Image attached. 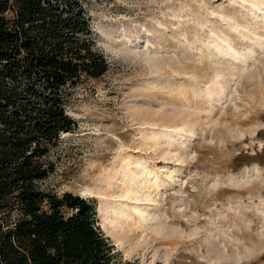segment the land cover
Wrapping results in <instances>:
<instances>
[{"label":"rangeland","instance_id":"1","mask_svg":"<svg viewBox=\"0 0 264 264\" xmlns=\"http://www.w3.org/2000/svg\"><path fill=\"white\" fill-rule=\"evenodd\" d=\"M83 3L110 67L69 87L76 125L41 186L95 199L120 264H264V0ZM119 202L142 219L112 226Z\"/></svg>","mask_w":264,"mask_h":264},{"label":"trees","instance_id":"2","mask_svg":"<svg viewBox=\"0 0 264 264\" xmlns=\"http://www.w3.org/2000/svg\"><path fill=\"white\" fill-rule=\"evenodd\" d=\"M83 0H0V264H120L95 199L40 182L76 120L71 85L110 67Z\"/></svg>","mask_w":264,"mask_h":264},{"label":"bare ground","instance_id":"3","mask_svg":"<svg viewBox=\"0 0 264 264\" xmlns=\"http://www.w3.org/2000/svg\"><path fill=\"white\" fill-rule=\"evenodd\" d=\"M128 164H129V162L126 159H123L121 167H120L119 170H113V169L107 170V169H105L104 171H102V173L100 174V178H101L100 180H103V183L105 184V186H106L105 188L106 189L113 187L114 183L118 179V176L122 175V174H124L126 172V168L128 167ZM150 173H152V172H150ZM127 177L125 178L126 183L124 182L125 185H126V190H124L125 192L123 191V194L121 196L130 197L129 199H131L132 197L135 196L134 187H135V184H138V181H136L131 175L128 178ZM141 182H139V183H141ZM144 183L147 184V181H144ZM157 184H158V181L155 180L150 185L154 187ZM83 194L84 195L101 194V188H95V187H91L90 186V187H87V188L83 189ZM108 206L101 207L100 211L103 214V217L105 218V220L109 221L112 224V226H115L116 223L120 222V220L125 219V218L137 217L138 221H140V218L142 217L143 211H144V210L142 211V206L135 205V206L129 207L128 205L122 204L120 202H119V204H116L115 206H112V207H108ZM153 218H154V216L151 217V219H153ZM106 222L102 223V224H104L103 227H104V229L107 232L110 233V230L108 229V227L106 225ZM124 236L125 235L119 236L118 242L123 240Z\"/></svg>","mask_w":264,"mask_h":264},{"label":"water","instance_id":"4","mask_svg":"<svg viewBox=\"0 0 264 264\" xmlns=\"http://www.w3.org/2000/svg\"><path fill=\"white\" fill-rule=\"evenodd\" d=\"M98 224L101 226V224L98 222ZM101 229H102V227H101ZM107 236H109V235H107Z\"/></svg>","mask_w":264,"mask_h":264}]
</instances>
